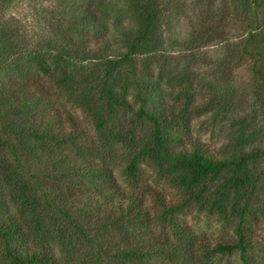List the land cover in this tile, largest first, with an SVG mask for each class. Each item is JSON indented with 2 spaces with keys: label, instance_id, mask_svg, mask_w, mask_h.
<instances>
[{
  "label": "trees",
  "instance_id": "16d2710c",
  "mask_svg": "<svg viewBox=\"0 0 264 264\" xmlns=\"http://www.w3.org/2000/svg\"><path fill=\"white\" fill-rule=\"evenodd\" d=\"M21 1L0 0L1 19ZM183 2H39L50 32L29 55L17 54L0 20V264H219L234 254L264 263L253 244L264 223V0H189L193 12L175 11ZM179 20L187 28L176 40ZM167 46L175 58L159 56ZM158 62L179 66L164 78V66L158 76L150 66ZM242 71L260 124L241 121L213 154L193 124L203 112L231 113L235 94L215 90ZM200 83L210 93L198 102ZM143 164L177 200L144 185ZM187 209L233 236L212 244L179 220Z\"/></svg>",
  "mask_w": 264,
  "mask_h": 264
},
{
  "label": "rangeland",
  "instance_id": "374dc122",
  "mask_svg": "<svg viewBox=\"0 0 264 264\" xmlns=\"http://www.w3.org/2000/svg\"><path fill=\"white\" fill-rule=\"evenodd\" d=\"M39 2L50 4L52 0H23L21 1L11 12L5 13L4 17L2 11H0V20L5 23V25L11 28L10 32V41L13 46V49L17 51V54L29 55L32 50L38 47V43L42 40L40 36L44 35V33L48 30L46 29L47 22L46 20L52 21V17L49 13V10L44 11V20H42L39 11H36ZM189 0L187 2L181 3L176 7L179 12H193L195 8H192ZM44 23L46 25L44 26ZM182 20L176 22V25L171 28L172 34L175 36L176 40H181L182 35L185 33L186 25L183 24ZM241 23H233L232 31L238 29L237 32L231 33L230 36L232 38L236 37V34L241 33L242 28L240 27ZM44 27V29H43ZM192 45V44H191ZM190 46V45H189ZM213 49L204 50L206 54H209ZM199 52H202L200 50ZM195 55H199L198 51H195ZM159 56H173L176 57L173 51H169L168 46L166 49L160 52ZM200 58H198L197 65L206 70V72L202 75V77H206L209 81L213 79V69H209L206 65L209 62H200ZM164 66V69L161 71L164 72L163 77L166 78L168 74L171 73L173 68H177L179 66L176 62H158L155 64H151V68L154 70V74L158 76L156 73L159 70V67ZM202 71V72H203ZM194 76L199 77L201 79V73L199 69H195ZM154 76L155 79H159ZM251 75L247 71H242L241 73H237L234 77V81H226V83H230V88H227L226 84L220 83L218 86V90H215L216 93L220 92H233L235 94V101L233 104V110L227 112V114L222 112L215 116L212 112H203L200 115L192 128V137L199 141L200 144L207 147L213 154L219 155L221 150L225 147L228 142L233 141L238 128H241V121H248L250 125L258 126L260 124V119L258 118L262 114L261 108L257 106L255 109L253 108V104L248 99V95L251 91ZM220 82V80H219ZM163 88H165V84L162 83ZM200 87V88H199ZM202 88V89H201ZM210 89L208 85L203 83L198 84V87H195V97L198 102L205 97V94L209 92ZM204 94V96H202ZM74 114L79 119V123L81 126L85 127L86 130H91L93 127L87 123V120L84 119V115L81 110H77L74 108ZM213 116V117H212ZM257 117V118H255ZM244 121V122H245ZM254 127V128H255ZM250 130L253 129L250 127ZM232 138V139H230ZM187 141V138L185 139ZM141 176L143 177L144 185L147 184L153 188H156L162 195L169 201H174L178 199V193L166 182L159 183L157 173L146 164H143ZM117 177L119 178L120 184L130 189L129 185L125 182L123 175L120 173L119 169H116ZM180 221L186 223L189 227L192 228L194 232H196L201 237H204L206 240L215 244L221 238H228L233 236L232 228L220 223L215 217L208 215L207 213L198 212L194 209H187L184 213L177 215ZM263 230V231H261ZM255 244L256 251L254 252L256 260L262 261L264 257V252L261 251L260 245H263V237H264V223H259L256 227L255 233ZM219 264H243L240 256L238 254L228 255L221 258ZM264 264V263H262Z\"/></svg>",
  "mask_w": 264,
  "mask_h": 264
}]
</instances>
